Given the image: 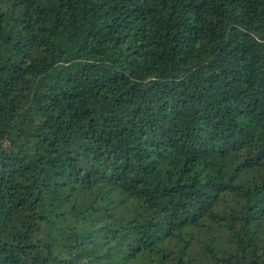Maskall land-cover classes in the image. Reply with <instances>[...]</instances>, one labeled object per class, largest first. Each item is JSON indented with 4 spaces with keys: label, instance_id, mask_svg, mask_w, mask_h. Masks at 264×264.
<instances>
[{
    "label": "trees",
    "instance_id": "trees-1",
    "mask_svg": "<svg viewBox=\"0 0 264 264\" xmlns=\"http://www.w3.org/2000/svg\"><path fill=\"white\" fill-rule=\"evenodd\" d=\"M0 264H264V0H0Z\"/></svg>",
    "mask_w": 264,
    "mask_h": 264
}]
</instances>
